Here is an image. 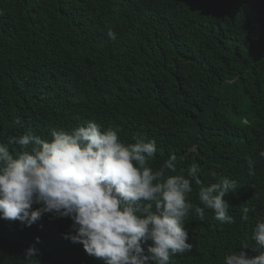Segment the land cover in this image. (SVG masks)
<instances>
[{
    "label": "trees",
    "instance_id": "1",
    "mask_svg": "<svg viewBox=\"0 0 264 264\" xmlns=\"http://www.w3.org/2000/svg\"><path fill=\"white\" fill-rule=\"evenodd\" d=\"M212 98L218 107L190 149L192 118ZM90 121L125 145L155 139L153 172L176 154L169 175L187 176L195 163L204 186L237 182L225 197L235 223L190 211L192 251L169 264H225L242 249L264 251L253 239L264 219V0H0V143L15 155L25 149L11 138L31 130L51 141L52 130ZM192 186L188 202L203 207ZM244 207L255 209L247 222ZM72 225L52 213L31 226L0 218V264H105L65 239ZM32 246L38 252L27 259Z\"/></svg>",
    "mask_w": 264,
    "mask_h": 264
},
{
    "label": "clouds",
    "instance_id": "2",
    "mask_svg": "<svg viewBox=\"0 0 264 264\" xmlns=\"http://www.w3.org/2000/svg\"><path fill=\"white\" fill-rule=\"evenodd\" d=\"M108 37L115 40L116 33L109 30ZM51 137L45 141L29 130L18 140L11 138L9 144L25 149L15 155L0 143V218L31 226L45 213L70 217L74 234L65 239L82 244L86 254L105 264H169L171 256L191 252L185 228L190 211L200 221L207 209L215 220L235 223L225 197L237 191V182L220 177L204 186L195 163L187 176L184 170L169 175L176 172V154L153 172L148 164L157 152L155 139L125 145L116 130L102 131L95 121L71 131L54 129ZM259 155L264 157V151ZM247 163L249 175L255 176L254 161ZM193 182L203 207L187 200ZM253 211L244 207L241 220L247 222ZM253 239L264 249V219L255 223ZM37 252L29 247L25 256L31 259ZM224 259L225 264H264V251L249 256L242 249Z\"/></svg>",
    "mask_w": 264,
    "mask_h": 264
},
{
    "label": "water",
    "instance_id": "3",
    "mask_svg": "<svg viewBox=\"0 0 264 264\" xmlns=\"http://www.w3.org/2000/svg\"><path fill=\"white\" fill-rule=\"evenodd\" d=\"M218 101L214 98L210 99L204 109H199L197 115L192 118L193 125L188 133L190 140L189 148L196 149L199 144V135L202 131V121L209 118L217 109Z\"/></svg>",
    "mask_w": 264,
    "mask_h": 264
}]
</instances>
